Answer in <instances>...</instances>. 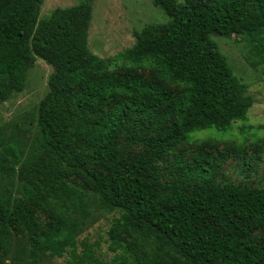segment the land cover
I'll list each match as a JSON object with an SVG mask.
<instances>
[{"label":"trees","instance_id":"obj_1","mask_svg":"<svg viewBox=\"0 0 264 264\" xmlns=\"http://www.w3.org/2000/svg\"><path fill=\"white\" fill-rule=\"evenodd\" d=\"M43 2L0 0V104L24 90L36 58L53 69L31 149L0 139V264L15 236L27 237V264L67 248L65 264H101L70 219L88 216L90 196L119 212L108 230L116 264H264L251 236L264 228V187L216 184L214 157L200 151L193 170L176 159L168 183L158 166L190 135L246 118V86L211 36L246 38L264 63V0H151L168 21L134 32L111 60L88 51L86 0L39 19ZM115 62L130 72L109 71ZM131 145L144 148L123 156Z\"/></svg>","mask_w":264,"mask_h":264},{"label":"rangeland","instance_id":"obj_2","mask_svg":"<svg viewBox=\"0 0 264 264\" xmlns=\"http://www.w3.org/2000/svg\"><path fill=\"white\" fill-rule=\"evenodd\" d=\"M80 0H44L39 19H43L56 8L75 6ZM92 7V20L88 31V51L90 54L111 60L120 52L129 49L135 42L134 32L153 24L168 21L164 13L152 5L151 0H86ZM182 2V0H176ZM264 38V34L262 35ZM221 54L226 58L233 75L246 86V96L252 105L243 121H234L228 132L217 135L213 131L194 133L168 156L160 167V181L170 182L175 177L174 162L181 161L193 170L196 151L214 157L213 178L216 184H234L246 188L264 187V63L250 51L248 40L236 36H211ZM131 66L119 62L112 63L109 71L116 75L130 72ZM53 69L36 58L27 73L25 88L11 99L0 104V139L10 145L19 143L30 150L38 137L37 112L40 100L48 92V78ZM137 73L151 79L148 69H138ZM177 93L178 88L168 87ZM125 138L118 141L124 145ZM143 145L124 146L121 154L129 156L140 152ZM81 153L83 149L78 147ZM246 166H243V162ZM193 188L194 183H191ZM17 197V195H15ZM88 216H71L79 223L77 243L82 241L92 245L96 258L101 264H116L115 257L122 252L110 250L108 230L119 212L103 208L96 197L90 196ZM40 222H48L47 214L36 212ZM252 238L264 245V228L251 234ZM67 248L61 258L46 253L39 264H65L69 260ZM6 264H27L28 243L26 236H15Z\"/></svg>","mask_w":264,"mask_h":264}]
</instances>
